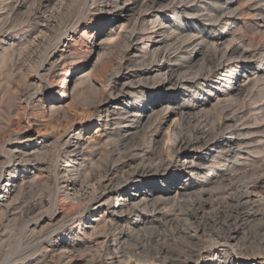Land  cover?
Instances as JSON below:
<instances>
[{"label":"bare ground","instance_id":"obj_1","mask_svg":"<svg viewBox=\"0 0 264 264\" xmlns=\"http://www.w3.org/2000/svg\"><path fill=\"white\" fill-rule=\"evenodd\" d=\"M128 1L132 3L99 0L104 14L96 22L103 26L114 21L108 40L116 42L117 56L100 70V86L89 85L96 95L87 99L88 111H64L65 133L83 126L66 142L69 154L81 149L82 134L90 131L92 120L106 118L105 130L110 129L108 161L84 176L87 187L81 185L85 180L79 185L66 171V178L54 182L53 194L27 199L31 183L19 170L28 162L40 170L45 162L34 159L37 146L19 151L8 143L18 133L16 115L21 120L25 114L18 113L24 109L18 104L21 95L15 97V88H10L15 82V42L6 41L10 49L0 56L1 75L7 78L0 84V116L11 125L1 123L0 137L3 129L12 130L0 148V221L15 220L20 210L16 219L23 226L17 241L13 222L7 229L12 232L0 234V264H210L203 263L209 259L213 264H255L264 259V140L256 144L253 135L264 132L254 129L264 120V46L228 33L212 35L225 13L236 14L231 7L217 10L205 2L190 6L199 0ZM9 2L3 10L11 16L35 4ZM25 15L23 24L34 32L46 37L55 30L54 24L38 25L39 12L29 9ZM185 16H198V21ZM209 26L212 31H206ZM235 40L251 51L234 46ZM56 54L43 69L49 75L60 60L66 61L67 55ZM77 65L72 59L57 82L60 91L67 93ZM246 76L248 84L241 85ZM187 93L189 102L179 103ZM24 134L28 141L43 136L35 129ZM61 139L57 143L62 147ZM94 218L98 220L92 222ZM43 223L45 232L38 230ZM76 223L95 224L86 232L90 241L64 237L65 228ZM216 246L235 255L210 258Z\"/></svg>","mask_w":264,"mask_h":264},{"label":"rangeland","instance_id":"obj_2","mask_svg":"<svg viewBox=\"0 0 264 264\" xmlns=\"http://www.w3.org/2000/svg\"><path fill=\"white\" fill-rule=\"evenodd\" d=\"M6 1L7 0H0V56L4 49L8 50L9 48H7V40H10V44L15 42V45H13L15 48V76L13 78L15 79V82L10 88H15V97H17L18 93L21 95L18 96V104L24 106V109H19L18 113L20 116L25 114L22 116L23 118L21 120H19L16 115L14 127L15 132H18L19 134L17 133V135H15V141L8 143L19 151L30 146L38 147L36 149V156L38 157L35 156L34 159L39 158L40 160H38L40 162H45L43 167L38 170L36 169L35 163L28 162L27 165H22L23 169L19 170V173L21 172L22 176L25 175V182L31 183L27 199L37 200L41 196L45 197L53 194L55 190L54 184L58 183L57 181L62 179L60 177H67L65 174L66 171H70V176H72L71 178L80 185L83 182L82 179L85 180L88 175H92L95 171L98 172L101 170L100 168H103L104 164H106L105 162L108 161V151L111 148L109 143H111L113 139L108 135L110 131L109 127L107 131L105 130L106 118L104 121H100L99 123L92 120L88 124V126H91L92 128L86 134H82L83 140L81 141L83 145L77 153L70 152L69 154L67 147H70V145H66V142L69 141L73 134L81 133L83 126H75L72 131L70 130L67 133L64 132L65 129H63V127H65L64 124L66 125V123H64V114H66L64 111L67 113L71 112L73 109H80L84 112L88 111L86 106L88 104L87 99H94L96 95L95 91L89 88V85L93 83L95 87L100 86V70L104 65L108 66L117 56L118 50L114 47L116 42L108 40L112 33H114L111 29L114 25V21L112 20L110 23L103 26L97 24L96 21L102 14H104L102 11L104 4H101L99 0H90L91 2L96 1V3L91 5L87 3L86 0H68L70 3L66 1V5H64V1L62 0H55L50 4H44V6H39L40 0H27L28 4L26 6L28 7L30 4L35 3L28 8L32 11L34 10L40 13L41 21L39 20L38 25L41 26L42 24L45 25L49 23L50 25L54 24L55 26V30H52V33L48 32L45 37V34H39L40 31L34 32L32 30L33 27L27 26V23L23 24L26 17L25 13L29 10L28 8L25 9L26 11H17V15L15 13L16 16H11L8 11L6 12L9 8L8 5H11V2H9V0L7 2ZM109 1L112 2L113 0ZM120 2L121 4L127 5L132 3L128 0H120ZM201 2H205L208 6H212L217 10H225L226 8L231 7L237 11V15L225 13L222 17L223 20L215 23L218 30L212 33L213 36L228 33L230 35L237 36L238 38H244L245 41H247V39H254V43L256 42L258 45L264 46V0H221V2L216 5L213 3V0H199V2H195L193 4L191 3L190 6L197 5L200 7L202 5ZM241 10H244V12L242 13ZM5 13L9 14L5 15ZM8 15L10 16L8 17ZM187 17L192 18L193 22L198 21V16H185L184 18ZM199 20L203 19L200 18ZM34 24H36V22ZM204 24L206 23L201 22V25ZM11 25H15V29L13 28L10 30ZM193 26L197 27L198 24H194ZM210 27L211 26L207 27L206 31H212ZM66 32L67 34H64ZM63 34L64 36H62L61 40H58L57 37ZM4 35H8L6 36V39L2 37ZM11 39H13V41H11ZM10 44L8 46H10ZM233 45L242 50L245 49L246 51H251V48L246 49L241 44L240 40H235ZM23 48L25 51H21L24 50ZM54 53H57L56 58L60 57V54L62 53L68 57L66 56V61L64 59L60 60L58 62L59 66L55 69V73L49 75V73L43 69L49 68V64L51 62L48 59L51 57L50 55ZM72 59H75L78 62L77 68L79 69V72L77 75L71 76L68 79L66 93L64 91H60L57 82H60V80L62 81V78L66 76V70L70 68V62ZM257 66V64H251L252 68ZM1 72L2 71L0 69V84L3 83L4 80H7V78H5L6 75H1ZM247 78L248 76L241 78V85L248 84L249 81H247ZM34 94L35 96H33ZM169 98L172 101L175 100L172 93H170ZM189 98L190 96L187 93L183 99H180L181 102L179 103H188ZM5 100L7 103L8 98L6 97ZM19 107L21 108V106ZM51 107H56L57 110L52 112ZM3 117L5 118L6 116ZM2 119V116H0V120ZM8 122L7 118H5L2 122L0 121V125L1 123L5 124V126H1L6 128L9 123V125H11V122ZM259 122L261 126L254 129L264 131V120ZM26 129H30V131L35 129L43 134V136L36 139L37 135H35L31 141L24 140L22 139V136H25L24 133ZM6 130L3 129L5 132H1L2 136L0 137V148L2 143L10 137L9 135L12 129H9L8 131ZM253 135L255 137L256 144L260 145L263 143L264 139L262 137L264 136V132H253ZM58 139H61L63 148L58 145ZM167 139L168 137L165 139V144H167ZM107 146L110 147L107 148ZM71 149L72 150L70 151L74 150V148ZM258 150L261 151L260 148ZM57 151L59 152L57 153ZM14 171H18L17 163H15ZM84 176L86 177L85 179ZM86 181L88 180H85L83 182L84 184L81 185H85V187H87L88 184ZM70 192L72 193L73 191L70 190ZM1 203L3 204V202ZM18 205H16V207ZM21 206H23V203L18 207ZM16 211L15 220L7 219L10 222H7L6 220L5 223H1L0 221V234L4 232L9 233L15 230V233L13 232L15 241L20 238L18 233L22 228L21 226H23V223L20 224L21 221L17 220L19 218H17V216H19L18 212H20V210ZM62 211V207H58V212L61 213ZM95 220H98V218H94L92 222ZM12 222L14 225H11ZM8 223L11 225V228H14L13 230L11 228L10 230H7L10 227ZM45 225L46 223L40 225L38 230L45 232L43 229ZM93 227H95V224L92 223L86 226L76 223L73 226H67L63 235L69 241L74 242L79 240L86 243L90 241L87 239L86 232L93 229ZM209 252L212 254H210V258L214 255H220L221 258L223 257V254H226V256L235 255L234 251L220 248V246L213 247ZM206 262L213 264L210 259L209 261L205 260L203 263ZM257 263L264 264V259L255 262V264Z\"/></svg>","mask_w":264,"mask_h":264}]
</instances>
